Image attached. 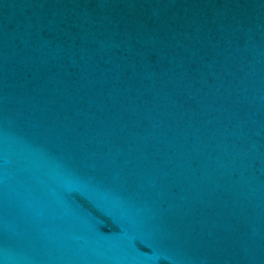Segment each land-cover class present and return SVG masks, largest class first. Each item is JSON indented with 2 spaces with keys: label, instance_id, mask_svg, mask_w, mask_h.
Listing matches in <instances>:
<instances>
[{
  "label": "water",
  "instance_id": "95a60500",
  "mask_svg": "<svg viewBox=\"0 0 264 264\" xmlns=\"http://www.w3.org/2000/svg\"><path fill=\"white\" fill-rule=\"evenodd\" d=\"M0 264H264V0H0Z\"/></svg>",
  "mask_w": 264,
  "mask_h": 264
}]
</instances>
